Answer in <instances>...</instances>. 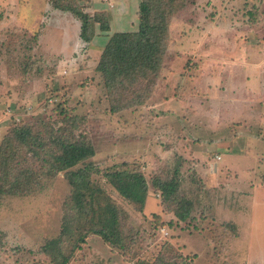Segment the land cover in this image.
<instances>
[{"label": "rangeland", "instance_id": "1", "mask_svg": "<svg viewBox=\"0 0 264 264\" xmlns=\"http://www.w3.org/2000/svg\"><path fill=\"white\" fill-rule=\"evenodd\" d=\"M142 1L74 0L85 29L51 0H0V186L8 191L0 194V264H59L41 247L73 212L68 175L89 163V189L119 210L120 243L106 242L85 217L86 241L68 264H264V141L218 143L209 93L193 84L213 66L264 64V0H151L154 17L165 7L171 20L160 68L109 89L95 69L99 56L113 33L139 32ZM211 57L216 65L204 60ZM227 90L224 81L219 92ZM182 97L180 110L170 100ZM29 127L35 144L17 138ZM77 140L95 154L58 170L62 143ZM220 154L229 173H216ZM113 172L144 177L148 206L124 198ZM156 178L178 181L175 199L164 200ZM186 203L190 216L180 220L175 210Z\"/></svg>", "mask_w": 264, "mask_h": 264}, {"label": "trees", "instance_id": "2", "mask_svg": "<svg viewBox=\"0 0 264 264\" xmlns=\"http://www.w3.org/2000/svg\"><path fill=\"white\" fill-rule=\"evenodd\" d=\"M53 5L64 11H72L83 21V28L86 29L87 16L85 12L79 8L74 0L62 4V0H51ZM168 10L163 7L157 11L158 16L154 17V8L151 0H143L140 9V30L138 33L130 31H117L110 36L109 41L99 56L96 65V71L101 73L103 81L107 88H117L119 85L125 84L128 80L130 83L136 78L135 76L148 77L156 74L160 68L161 61L167 48V31L169 27ZM96 22L100 23L101 30L110 28L109 22H103L102 18L94 15ZM33 128H28L24 132L18 134L17 138L22 143L29 138L32 144H35L38 137L32 135ZM62 155L59 157L58 170L70 168L78 165L95 154V148L84 142L77 140L75 142L62 143ZM58 160V159H57ZM9 161L5 162L8 167ZM92 165L89 163L84 169L77 172H70L68 179L72 184V197L70 201V211L72 214L65 219L61 235L57 238L47 240L41 247V250L47 253L53 261L59 264H68L74 250L81 248L82 243L86 241V232L88 227L85 226V217L87 224L98 227H90L95 233L101 235L106 242L113 245L120 243V233L118 232L119 210L114 201L104 200L103 193L97 194L96 190L89 189L90 181L87 180L88 172ZM20 183V181H18ZM110 182L119 190L121 195L131 202L139 203L140 208L146 206L148 199L149 186L144 177L129 173H112ZM153 185L159 189L164 200L176 198V189L178 181L174 178L171 180H162L156 178ZM8 191L0 186V194ZM179 199V198H178ZM177 199V200H178ZM182 200V199H180ZM88 205L92 206V210L88 209ZM190 203L181 206L175 210V214L180 220H186L190 216ZM188 207V208H186ZM140 209V210H141ZM157 220H161L159 214L155 215ZM98 228V229H97ZM71 247H61V243L66 242Z\"/></svg>", "mask_w": 264, "mask_h": 264}, {"label": "crops", "instance_id": "3", "mask_svg": "<svg viewBox=\"0 0 264 264\" xmlns=\"http://www.w3.org/2000/svg\"><path fill=\"white\" fill-rule=\"evenodd\" d=\"M17 10L18 12L16 11L15 18L17 19L16 23L20 25L23 22L19 19L20 9L18 4ZM118 12L119 17H122L127 14L128 11L122 9ZM2 22L6 21L3 20ZM91 47H95V44ZM241 58L242 57H240V59ZM204 60L207 62L209 61L214 65H216L217 62V59L212 57L211 59L204 58ZM237 62H240L241 67L238 72L233 70V64L232 67L229 66L226 69V73L218 72L217 68L213 66V69H211L213 72L206 75V80L198 83L199 81H197V79L193 82L194 85L203 86L204 92L209 93V95L205 96V99L203 100L207 99L208 106L211 108L213 105L215 109V114H211L210 116L214 119V123L216 124L213 135L217 136V140L219 139L217 142L220 144H225L226 142L234 143V141H236V143H241L239 139L242 138L246 139V144L250 140L257 141L261 139L264 141V64L260 65V63L258 64L254 62L257 65L251 66L250 63L243 58L241 61ZM181 81L183 82L180 84H185L186 79L182 78ZM224 81L228 83V90L226 92L221 91L220 93V87L223 86ZM181 89L184 90L185 86L183 85ZM183 97L180 99L176 98L175 101L170 100V102L175 103V105L179 106V109L181 110L182 105L180 101H182V99L184 100ZM200 100L202 101V97ZM165 106L167 105H161L162 108ZM217 112H223V115L218 116ZM171 125L173 126V124ZM232 129L234 130V134L228 132ZM229 137L232 138L233 141H229ZM187 141H189V139H187ZM221 158V154L217 155L218 161L216 164L220 162ZM218 166L216 167L217 174L219 172L223 174L226 172L229 173L228 170L231 169L228 164H224L222 167ZM252 169L255 170V168ZM247 170H251V168H248ZM250 172L252 171H249V173ZM149 199L150 196L148 200Z\"/></svg>", "mask_w": 264, "mask_h": 264}]
</instances>
